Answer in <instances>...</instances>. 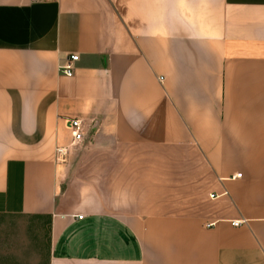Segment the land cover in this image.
<instances>
[{
  "label": "crops",
  "instance_id": "0c3cea01",
  "mask_svg": "<svg viewBox=\"0 0 264 264\" xmlns=\"http://www.w3.org/2000/svg\"><path fill=\"white\" fill-rule=\"evenodd\" d=\"M21 215L51 218L48 264H264V0H0V216Z\"/></svg>",
  "mask_w": 264,
  "mask_h": 264
},
{
  "label": "rangeland",
  "instance_id": "374dc122",
  "mask_svg": "<svg viewBox=\"0 0 264 264\" xmlns=\"http://www.w3.org/2000/svg\"><path fill=\"white\" fill-rule=\"evenodd\" d=\"M77 145L73 147L75 149ZM79 148V147H78ZM90 158L103 159L107 151L90 152ZM174 167H168L173 171ZM148 198L144 205L153 206L160 201L163 212L173 211L175 200ZM137 201V200H136ZM50 240L46 219L34 216H0V264H48Z\"/></svg>",
  "mask_w": 264,
  "mask_h": 264
},
{
  "label": "built area",
  "instance_id": "2783aa9c",
  "mask_svg": "<svg viewBox=\"0 0 264 264\" xmlns=\"http://www.w3.org/2000/svg\"><path fill=\"white\" fill-rule=\"evenodd\" d=\"M79 57L78 56H70V58L66 59L65 63L59 67L60 72L64 74L65 76L72 77L74 74V64L78 62ZM68 125L72 131V145L71 147H75L79 143H81L84 139V134L82 132V122L78 119L75 120H69ZM57 153L59 155L60 162H66L67 157L69 154L68 149L60 148L57 150ZM241 174H239L237 177L241 178ZM78 219L83 220V216H79ZM232 225L234 227H238L240 225L239 222H233Z\"/></svg>",
  "mask_w": 264,
  "mask_h": 264
},
{
  "label": "trees",
  "instance_id": "16d2710c",
  "mask_svg": "<svg viewBox=\"0 0 264 264\" xmlns=\"http://www.w3.org/2000/svg\"><path fill=\"white\" fill-rule=\"evenodd\" d=\"M36 217L41 218V219H46L47 224H48V225L50 224V220H51L50 217H49V218H47V217H43V216H36Z\"/></svg>",
  "mask_w": 264,
  "mask_h": 264
}]
</instances>
